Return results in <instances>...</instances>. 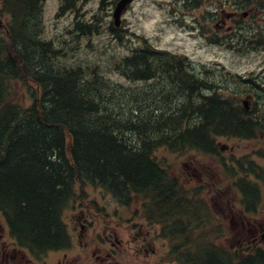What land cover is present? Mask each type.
<instances>
[{"label":"trees","instance_id":"16d2710c","mask_svg":"<svg viewBox=\"0 0 264 264\" xmlns=\"http://www.w3.org/2000/svg\"><path fill=\"white\" fill-rule=\"evenodd\" d=\"M43 1L0 4L7 17L0 36V206L13 232L38 249L66 245L63 203L74 183L89 182L120 199L146 196L150 220L170 213L179 264H264V250L238 256L194 240L187 226L196 208L154 155L160 146L198 141L208 126L242 128L232 101L207 97L184 58L146 42L128 44V52L105 64L73 62L70 48L42 36ZM79 1L59 0V15L76 11ZM96 25L100 30L98 20H74L71 43L89 41ZM111 66L131 83L111 81L105 73ZM151 80L165 81L167 92L133 88Z\"/></svg>","mask_w":264,"mask_h":264},{"label":"rangeland","instance_id":"374dc122","mask_svg":"<svg viewBox=\"0 0 264 264\" xmlns=\"http://www.w3.org/2000/svg\"><path fill=\"white\" fill-rule=\"evenodd\" d=\"M177 1L180 2L179 0ZM98 2L99 0H93L91 3L89 2L86 4L85 16L89 19H91V14L99 9L100 4H98ZM57 9L58 0H45L43 6V35L56 41L58 45L62 44L64 48H70L69 53L71 56L69 59L73 62L92 61L94 63L105 64L108 63L110 55H114L116 58V56L128 52L127 49L129 42L124 43V39L121 41L118 38L113 37V35H108L106 32L102 34H93L89 41L83 39L79 45H77L75 40L71 43V36L67 32V29L73 19V13H67L56 18ZM175 10L177 11L175 12ZM205 10L209 11L206 8ZM190 12V7L183 6L181 3H178L177 5L174 0H135L125 16L124 25L129 32L125 33L124 36L131 37L130 32H135L146 37L158 50L184 55L193 64L212 66L215 71L218 68L222 72L230 74L231 76H239V80L241 78L243 82L246 76L251 77L252 74L255 76H262L264 74V46L257 48V44L255 43L246 44V40L240 38L242 36H239V49L228 48L225 41L226 37L211 36L204 32H200L202 28L201 25L205 27V17L203 19L201 18L202 20H199L200 24L198 25L194 18L192 19V17L188 15ZM205 13V11L201 12L202 15H205ZM207 17L208 16H206V18ZM98 20L102 25L103 18L99 17ZM4 23L5 17L0 13V32ZM247 38L250 37L247 36ZM253 38L254 40H257L256 33ZM215 40H217L216 43ZM114 69H116L114 66L105 68V73L110 77L111 81L123 84L131 83L121 77V75L115 72ZM249 73H251L250 76H248ZM263 77L264 75L262 78ZM222 82L223 88L220 89V93L226 96H234V91L225 86L227 80L224 79ZM230 83L243 85L242 82L237 81H232ZM144 86L150 88L151 93L157 91L158 87H162L164 92L167 90V84L165 81L161 83L160 86H158L155 81L133 84V88H144ZM240 92H243L242 87H239L238 89V93ZM121 93L124 96H130L128 92ZM161 102L163 103L162 100ZM239 103L241 104L240 100ZM150 107L155 108L152 104H150ZM240 144L242 145V150H240L242 152H247V150L253 146V142L249 141H245L244 143L241 141ZM154 153L159 162L164 163L166 166H170L177 174L183 172L182 163L184 160L189 164L192 157L195 155L192 150L176 151L167 147H160ZM203 156V154H200L198 157L200 166L204 163H210V160L203 158ZM182 181L196 188V181H194V179L184 178ZM222 186L227 187L228 184L225 183ZM77 188L78 195L76 196V199L70 200L62 212V220L66 225L68 233H70L72 242L65 260H69L70 258L75 259V264H104L101 254L104 255L105 251H111L110 244H108L103 238L105 229L104 224L108 222L109 225L115 217L117 219L118 217L125 219L126 217H130V214L137 216L136 221L139 222L142 201L139 199L131 200V207L126 208V206H122L120 203L117 205L108 192L99 186L86 184L82 188L83 192L80 191V186H77ZM199 190L200 196L215 210L213 212L214 215L218 210L216 209L217 203L215 202L221 198L213 197L214 193L209 189H206L204 186L200 187ZM222 199L231 202L232 199L236 200V196H224ZM85 203L89 206L87 209L84 205ZM88 212L92 213V219L97 222L94 223V228L88 232L86 237L91 238L95 232H98L101 236L96 238L94 242H92V240L86 241L84 237L77 238V233H80L77 217L82 214H88ZM216 214L219 215V212H216ZM216 218L218 222H221L222 218ZM214 228L217 231H212V237H216L218 231L223 233V237L218 241V244L221 247H237L233 231H230L229 224L226 221L224 227H219V230L216 226H214ZM111 230L112 227L110 231ZM107 232H109V229ZM118 238L122 240L124 238V233L118 234ZM84 240L86 241V247L82 249L81 243H84ZM125 244L122 246L124 250L119 253L121 264H137L138 262L135 261V254H141L142 252H137V247L129 249ZM172 245L173 243L171 241L169 242L168 240L163 239L155 242V248L157 249L156 256L149 251V257L145 258L144 255L145 260H149L152 264H175L173 262V257L166 254V250L171 248ZM31 246L35 249L37 248L33 242ZM233 248L230 250H233ZM20 252L24 253L23 250ZM40 255L42 257H35L36 259H34L33 256H26L32 264H57L59 258H61V254L53 250H48L46 253ZM162 256L163 262L160 261ZM143 263H147V261H143Z\"/></svg>","mask_w":264,"mask_h":264},{"label":"flooded vegetation","instance_id":"af4514ba","mask_svg":"<svg viewBox=\"0 0 264 264\" xmlns=\"http://www.w3.org/2000/svg\"><path fill=\"white\" fill-rule=\"evenodd\" d=\"M258 1L259 0H257V2ZM255 114H256L255 128L257 131V110H255ZM261 120L264 119L260 118L258 121ZM230 154L235 156L234 153H230ZM233 156H225V158L227 160L228 158ZM196 161L197 160L195 159L194 160L195 165L197 164ZM192 169H193L191 174L192 177L196 178V180H200L198 168L194 166ZM252 171L255 176L254 192L257 195V197H262L264 196V193L263 190L260 188V184L264 180V157L258 156L255 158ZM220 192L221 190L217 191L216 193L217 196H221ZM225 204L226 206L221 207L220 209L221 211H225L224 218H230V222H232V226L234 227V236L237 238L236 242L239 243L240 245H243L244 243H250L254 246H257V248L260 247L261 244L264 245V205H262V202L261 201L257 202V208H256L257 215L252 218L245 216L242 212H238V210L235 209L234 206L230 205L228 201ZM2 232H4V230L1 227V222H0V243L4 247V249L0 247V263L3 262L8 263L10 261L12 264H14L17 259V253L9 249L6 241L3 239L4 235ZM141 232L142 230L140 228L139 233ZM130 239L131 240L129 241L128 246L132 247L133 242L136 239V236L131 234ZM114 240L117 242L118 246L121 245V241L118 240L116 233H114ZM147 247L152 252H154L152 243L148 242ZM145 250L147 252V249ZM108 255L110 256L111 254L108 253ZM105 256L107 257V254H105ZM106 257H104V260ZM20 258L23 259L24 256L21 254Z\"/></svg>","mask_w":264,"mask_h":264},{"label":"water","instance_id":"95a60500","mask_svg":"<svg viewBox=\"0 0 264 264\" xmlns=\"http://www.w3.org/2000/svg\"><path fill=\"white\" fill-rule=\"evenodd\" d=\"M130 1L131 0H119L118 3L116 4V8L114 11V17H115L116 23L119 22V17L121 15L122 11L125 9V7L127 6V4Z\"/></svg>","mask_w":264,"mask_h":264},{"label":"bare ground","instance_id":"6f19581e","mask_svg":"<svg viewBox=\"0 0 264 264\" xmlns=\"http://www.w3.org/2000/svg\"><path fill=\"white\" fill-rule=\"evenodd\" d=\"M244 44V43H243ZM187 92V91H186ZM48 94V93H47ZM203 117V116H202ZM203 127V126H202ZM178 136V135H177ZM181 136V135H180ZM102 183V182H101Z\"/></svg>","mask_w":264,"mask_h":264}]
</instances>
